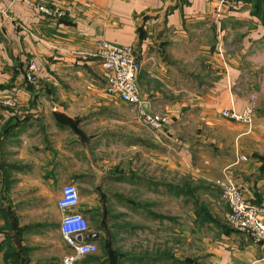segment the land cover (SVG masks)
<instances>
[{
    "label": "crops",
    "instance_id": "crops-1",
    "mask_svg": "<svg viewBox=\"0 0 264 264\" xmlns=\"http://www.w3.org/2000/svg\"><path fill=\"white\" fill-rule=\"evenodd\" d=\"M257 5L233 0L219 10L214 0H0V264H65L74 254L62 238L58 208L69 183L79 189L77 211L95 244L121 228L114 224L123 218L134 223L130 228H140L139 215L146 230L154 227L155 203L165 206L156 211L164 216L170 195L155 185V167L210 184L234 177L245 200L264 204L257 157L264 155V118L251 129L220 116L249 102L235 87L264 37V5L260 11ZM41 7L62 16L48 17ZM98 40L135 50L145 108L170 117L163 135L106 92ZM32 63L39 71L30 83ZM9 100L17 107L8 108ZM166 220L158 222L162 231ZM183 228L178 224V240ZM210 252L214 264H264V243L233 229ZM96 256L75 264H100Z\"/></svg>",
    "mask_w": 264,
    "mask_h": 264
},
{
    "label": "rangeland",
    "instance_id": "rangeland-1",
    "mask_svg": "<svg viewBox=\"0 0 264 264\" xmlns=\"http://www.w3.org/2000/svg\"><path fill=\"white\" fill-rule=\"evenodd\" d=\"M248 58L251 60L247 63L251 64L243 66L241 69L242 79L241 83L235 87V93L241 97H248L249 102L252 101L251 104L254 105L252 123L246 125L232 122L252 129L256 118H264V37L258 41L256 52ZM210 72L203 71V77H209ZM249 102L242 111L232 110L243 114L250 104ZM262 156L264 155L257 154L259 159ZM248 160L247 156L241 157V161ZM144 174L143 172L142 175ZM153 176L155 185L162 183L164 192L167 190L170 195L168 209L164 214L165 217L170 218L169 221L166 220L169 222L168 228L163 227L162 231V225L158 223L161 219L154 218V227L146 230L145 219L140 215L135 224L140 228H130L134 223H129L127 219L123 218L122 223L114 224L121 228L107 230L106 240L97 244L95 263L109 264L105 251V247L108 245L112 250L123 255L120 257V264H214V261H211V249L218 243L222 234H226L227 230L232 229L226 221L230 209L217 186V183L223 179L210 184L196 179L190 173L180 172L173 168L169 169L167 173L164 171V175H162L156 167L153 170ZM180 189H187L190 196L177 195ZM164 207L161 206V203H155V213ZM197 211L202 212L201 215L209 217L211 222L202 224L201 217L197 216ZM146 219L149 220V216ZM178 224H180V231L183 225L185 230V237L180 236L179 240L177 236ZM102 259L104 260L102 261ZM174 259L178 261L176 262Z\"/></svg>",
    "mask_w": 264,
    "mask_h": 264
},
{
    "label": "built area",
    "instance_id": "built-area-1",
    "mask_svg": "<svg viewBox=\"0 0 264 264\" xmlns=\"http://www.w3.org/2000/svg\"><path fill=\"white\" fill-rule=\"evenodd\" d=\"M232 1L214 0L219 10L228 8ZM40 11L48 17L62 16L61 12L46 7H41ZM96 56L103 69L102 78L106 84V92L135 107L144 125L154 135H163L169 125V117L151 113L145 108L138 86V75L142 70V64L137 59L135 50L130 46L98 40ZM38 71L39 66L32 63L26 74L27 81L35 82ZM251 102L243 114H238L234 110H224L221 112V117L250 125L254 112V105ZM5 105L12 109L17 107L14 100L7 101ZM217 186L230 209L226 216L228 226L255 243H264V204L248 203L233 177L220 180ZM79 206L80 194L77 185L74 183L65 185L58 200V208L61 212L60 232L64 241L74 251L73 255L65 259V264H75L79 259L94 255L98 251L97 244L88 240L89 223L83 214L77 211Z\"/></svg>",
    "mask_w": 264,
    "mask_h": 264
},
{
    "label": "trees",
    "instance_id": "trees-1",
    "mask_svg": "<svg viewBox=\"0 0 264 264\" xmlns=\"http://www.w3.org/2000/svg\"><path fill=\"white\" fill-rule=\"evenodd\" d=\"M251 1H257V9L260 11L262 9V6L264 5V0H251ZM260 160L263 162V166H262V172H264V156L260 157ZM177 195L179 196H190V192L187 191V189H180L179 192L177 193ZM202 212H198L197 211V216L200 219V222L202 224L207 223V222H211L210 218L207 216H203L201 215ZM203 214V213H202ZM153 216L157 219H170L168 217L162 216V215H158L156 213H153ZM209 218V219H208ZM105 251H106V256H107V260L109 264H120V257L123 255L122 254H118L116 251L112 250V248L108 245H106L105 247ZM96 260V259H95ZM176 262L177 260L174 259ZM90 261L94 262V258H91ZM175 262V263H176Z\"/></svg>",
    "mask_w": 264,
    "mask_h": 264
}]
</instances>
